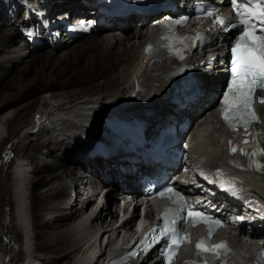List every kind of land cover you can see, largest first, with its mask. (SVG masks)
Wrapping results in <instances>:
<instances>
[{"label":"bare ground","instance_id":"obj_1","mask_svg":"<svg viewBox=\"0 0 264 264\" xmlns=\"http://www.w3.org/2000/svg\"><path fill=\"white\" fill-rule=\"evenodd\" d=\"M13 1L7 5L0 0L3 5L5 4L0 17L3 14L7 18L6 22H3L4 18L0 20V23L3 24L8 42L11 43L21 34L18 20H14L12 14H16L19 9L23 8L24 18L28 8V3L25 5L21 0ZM63 1L69 2V0H62L58 4L64 3ZM123 1L144 2L145 0ZM95 2L96 0H72L70 4L74 5H65L67 6L66 11V8L58 6L56 1L37 0L30 8L33 10L32 19H24L20 25L30 26L33 19L40 21L43 17L54 16V14L65 17V12L68 11H84L83 15H79L77 18H85L86 14H91L95 10L94 7L89 6ZM60 9L61 13L59 12ZM89 18H93V16ZM106 20L109 24L106 28L98 29L88 35H91L92 38L101 33L103 29L108 31L101 37V40L96 39L94 42L86 43L85 48H88V51H97V53L85 61L89 68L85 67V70L82 69V71L88 70L91 79H100V86L112 84L114 77L117 79L115 85H119L124 89H131V87L137 85L138 96L131 98L130 102L136 106L129 107V100L122 97L118 98L119 100H111L110 103H107L110 106L106 108L93 111L94 101L99 102L96 97L101 98L103 95H108L107 93L111 92L109 89L107 93L105 91V93L93 97H74L56 91L51 93L48 91L40 97L38 108L30 118L18 125L17 135H15V140L19 143L20 148L26 149L32 143L36 149H39L40 146L44 147L45 152L40 154V166L31 169L28 160L26 161L24 156H19L14 161L10 171V183L0 184V190L9 192L12 200V207L6 205L7 207H3L4 210L0 208V264H16V260L21 261L22 255H24V259L19 264H59L63 261H65L63 264H100L99 260L102 257L105 258L107 248L110 249V254L116 253L130 243L136 234L138 221L134 220L133 213L126 219L124 228L120 230L114 228L117 221L114 220L116 216L112 215L109 219L107 212H104L102 208H98L96 212L92 213L90 207L79 208V200H72L73 196L84 194L81 185L75 184L79 179L77 177L79 165L89 166L99 176H103L112 182L119 179L115 172V166H113L114 162L102 163L98 159H82L85 156L83 155L84 148L80 138L85 134L90 135L89 132L94 129V133L97 132V129H99L98 134L104 133L105 128L101 117L104 110L106 113L110 112L109 116L118 118L122 116L137 117L145 119L150 127H155L158 124L161 126L169 114L174 113L173 106H169L172 105L170 93L173 89V83L178 81L177 64L175 61L165 58L164 53H159L156 56L157 59H154L152 63L143 55L144 46L148 40L152 39L154 30L146 23L150 20L148 16H143V18L107 16ZM134 23L136 25L135 29H133ZM4 26L9 27L5 28ZM223 36L226 41L230 35L224 34ZM42 40L44 41L43 45L38 47H33L29 43L27 46H18L17 43L11 45L8 49L10 51L9 55L0 57V67L4 69V66L8 64L17 66L21 64V61L26 63V58L29 56L28 52L44 48V45L49 46L46 49L50 53L49 55L57 57L59 56V50L65 48L69 50L76 46L74 44L80 42V40L71 42L70 38L64 36L61 43L53 47L48 45V39L43 38ZM116 44L119 45L115 46ZM218 50H221V48ZM193 55L191 59L193 64L204 58V56L201 57V53L198 51L194 52ZM121 59H124V63L121 62ZM118 60L119 62H116ZM193 70L204 82L203 88L205 91L198 101L190 108L185 109V113L197 119L199 116L196 115L199 111H206L200 116L202 121L194 124L191 130L193 131L192 139L195 141L190 161L195 167L196 174L202 177L206 173H210L209 181L212 180V176L214 177L217 174L219 180L226 184L231 194L234 192L235 194H242L244 200L258 198L264 204V170H260L252 163L255 160L259 164H264V154L256 155L250 162H245L243 160L244 155L241 153L231 156L236 163L228 157V142L235 136V132H230L224 125L218 124V114L215 106L207 107L213 101L219 84L223 83V77L222 75L210 73L204 74L202 68L195 64ZM11 73V70H6L3 75L1 74L0 88L9 84L11 79L8 75ZM3 79L6 80L2 82ZM76 80L78 83L83 82L78 76ZM76 80H73V82ZM15 100H10L0 106V112H3L0 115V153L6 148L11 123L17 116L23 115L21 114L22 110L29 106L28 104L23 108L5 111L9 105L14 104ZM261 116L263 120L262 138L264 140V106L261 107ZM79 119H83V121H79V126L82 123V127L78 129L77 134L72 138L71 154L73 156L70 157L66 155L65 147ZM55 151L57 157L59 156L60 159H65L67 162L53 160L51 157L54 156L52 153ZM30 158L33 160L34 156ZM98 165L99 167H97ZM199 175H197V178L202 182ZM86 176H89V173H86ZM122 177L129 181V187L134 189L132 178L128 175ZM37 182L45 184L47 187L41 196L46 202L58 201L57 199L64 196V199L60 202L47 207L48 214L43 215L41 221H38L37 212L33 208L36 195L32 193V189ZM73 189L80 192H73ZM95 203L96 201L92 204ZM148 207V217L155 219L159 211H155L152 205H148ZM4 211L9 212V214L4 216ZM6 217L11 220L10 223L5 221ZM257 226L258 228L256 227L255 231L262 228L260 220H257ZM40 228L44 231L40 232ZM224 232L226 230L222 229L219 234H224ZM43 234H46V237ZM104 235L109 237L106 248H103V243L100 241V237ZM259 238L255 235L252 243L242 245L240 235L234 232L231 241L238 247V253L230 261V264H243L246 256H250L256 251ZM190 249L192 247L183 248L182 254L188 256ZM46 250L48 255L39 254V251L45 252ZM42 260L43 262H41ZM132 264H147V262L145 259H141Z\"/></svg>","mask_w":264,"mask_h":264},{"label":"rangeland","instance_id":"obj_2","mask_svg":"<svg viewBox=\"0 0 264 264\" xmlns=\"http://www.w3.org/2000/svg\"><path fill=\"white\" fill-rule=\"evenodd\" d=\"M2 1L8 5V4L12 3L13 0H11V1L2 0ZM21 1H23L25 5L28 3V6H33L34 1L37 2V0H29V1L28 0H21ZM52 1L53 2L56 1L58 6H62V7L64 6L66 8V11H67V6H65V5H69V6L74 5V4H70L72 2V0H69V2H67V3L63 1L64 3H59V4H58V2H61L62 0H52ZM3 2L2 3L0 2V13H2V8L5 7V4L3 5ZM46 2H45V4H46ZM13 3H14V1H13ZM23 10L24 9L21 8L16 12V14H12V17L14 16L13 17L14 20L17 19L18 23L22 22L25 19V17L23 18V15H24ZM59 12L60 13L62 12L61 9ZM0 18H1L0 20H2L5 17L2 14V16ZM6 19L7 18H5L3 22H6ZM135 26L136 25L134 23L133 29L136 28ZM4 27L7 28L9 26H4ZM106 32H108V31L107 30L102 31L101 33H99L98 35L96 34V36H94L92 38L90 37L91 36L90 35L87 38L81 39L80 42L77 43L78 45L74 44L77 47L73 46L69 50H67V48L59 50L58 51L59 56H57V57H52L51 55H49L50 53L48 51H46V49H48L49 46L44 45L43 46L44 48H40L39 50L30 51V52L26 51L29 53L28 54L29 56L26 58V60H27L26 63H22V61H21V64L17 65V66H13V65L8 64V65L4 66V69H3V67H0V78L5 73L6 70L7 71L11 70V72H12L11 74L8 75V77L11 79L9 81V84L6 87L0 88V106L3 103L8 102V101L13 100V99L14 100L16 99L14 101V104L13 105L11 104V106L9 105L7 109L5 108L6 109V110L4 109L5 111H8L10 109H19L21 107L23 108L29 104L28 107H25L22 110L21 114H23V115H20L19 117L17 116L13 120V122L11 123V128L9 130L10 136L7 139L6 148L4 147L5 150L3 152L1 151V153H0V184L4 185V183H6V184L10 183V171L12 169V165L14 164V161L19 156H24L26 158V161L28 160L27 162H28V165H30L29 167L31 169H35V168L40 166V164H39L41 162L40 154L45 152L44 147L40 146L39 149H36L32 143L26 149L20 148L19 143H17L15 140V137H16L15 135H17L18 125L33 115L35 110L38 108L40 97L43 94H46V92H48V91H50V93L53 91H56L59 93L63 92V94L71 95L74 97L75 96L76 97H82L83 96L82 98H84L87 96H90V97H93L96 95L98 96L101 93H105V91L107 93V90L109 89V90H111V92H108L107 93L108 95H103L101 98L96 97V100H99V102L94 101V105L92 108L93 111H95V109L101 110L102 108H106L107 106H110L107 103H110L111 100L112 101L113 100H119L122 97L129 100V107L136 106V105H134V103H130V102H131V98H136L138 96V93H137L138 91H137V87H136L137 85L134 87H131V89H128V88L124 89L122 87H119V85H115L117 83V79L114 77L112 84L107 85V86L106 85L100 86L99 85V84H101L100 79H95V78L91 79V77L89 76L88 70L82 71V69L85 70V67H87V69L89 68V66L87 65V63L85 61L87 59H89L90 56H93L94 54L97 53V51L96 52L95 51H93V52L88 51V48H85L87 46L86 43L94 42V41H96V39L98 41L101 40V37H103V35H105ZM20 36L22 37V35H20ZM3 39H5V40L3 41ZM14 39H15V37L13 38V40ZM10 43L11 42H8V40L6 38V33H5V29L3 28V24L0 23V45H1L0 46V57L1 56L4 57V55H6V56L9 55L10 51H8V49L11 47V45H13V43H11V44ZM117 45H119V44H116L115 46H117ZM1 48H3V49H1ZM68 54H70L72 57ZM65 57H67V58H65ZM123 61H124V59H121L122 63H124ZM116 62H119V60ZM8 66H11V67H8ZM87 72H88V75H87ZM77 76L80 77V79L83 82L78 83L76 80ZM5 80L6 79H3L2 82H4ZM73 80H76V81L73 82ZM93 83H96V84H93ZM91 86H93V87H91ZM132 92H135V93H132ZM95 104H97V105L95 106ZM1 111H3V110H1ZM2 113L3 112H0V115ZM104 114H106L105 110L103 111V114L101 115V117H103ZM79 121H83V119L78 120L77 125L74 128L75 130L73 131L72 135L69 137V141L65 147V153L67 156H70V157L73 156V154H71L72 147H73L72 138L75 134H77L78 129H80L82 127V123L79 126ZM97 132H99V129H97ZM43 139H44V137H43ZM52 154L54 155L51 157L53 160L64 162V163L67 162V160L60 159L59 156L57 157L56 151L53 152ZM31 156H34L33 160L30 158ZM69 163L72 164L70 161H69ZM30 173L33 174L32 171H30ZM35 175H37V174H35ZM45 189H47L46 185L40 184V182H37L35 184V187L33 186V189H32V191H33L32 193L33 194L35 193V195H36L35 196L36 200L33 201V208L37 212L38 221L42 220L43 215L45 216L46 214H48L47 207H51V206H53L54 203L60 202V200L64 199V196H62L61 198L57 199L58 201L53 200L50 202H46L41 197L43 194L42 192ZM0 192H1L0 193V208H3L4 206L5 207H7V206L12 207V200H11L10 193L6 192L5 190H0ZM75 192L78 193L80 191H78L76 189ZM42 199H43V201H42ZM4 209L5 208H3V210ZM1 211H2V209H1ZM8 214H9V212L4 211V216H7ZM5 221H7L8 223L11 222V220H9L8 217H6ZM43 231H44V229L40 228V232H43ZM43 236L46 237V234H43ZM47 252H48L47 250L45 252L39 251V254L40 255H48ZM37 253H38V251H37ZM23 259H24V255H22L21 261L16 260L17 261L16 264L21 263L23 261ZM41 262H43V260ZM64 262L65 261H63L59 264H63Z\"/></svg>","mask_w":264,"mask_h":264},{"label":"snow or ice","instance_id":"obj_3","mask_svg":"<svg viewBox=\"0 0 264 264\" xmlns=\"http://www.w3.org/2000/svg\"><path fill=\"white\" fill-rule=\"evenodd\" d=\"M231 2L240 17L239 23L243 25V31L237 42L231 47V79L223 97L222 119L234 129L237 124H241L247 130L253 121H259V117L253 108L254 100L259 99L261 103H264V96H258V92H264V0H242L239 4H237V0H231ZM209 15H212V13H209ZM186 20L187 17H181L172 21V23L182 24ZM217 23L224 25L227 22L224 19H218ZM177 39L184 38L178 37ZM253 135H258V133H253ZM245 143H248V141L246 140ZM231 151L235 154L237 147L233 146ZM260 153L264 154V149H261ZM241 154L255 157L258 153H245L241 150ZM252 163L260 170H264V164H259L255 160ZM165 194H168L169 199L176 205L175 209L167 207L162 217L166 222L163 235L170 238V243L165 252L174 254L181 242H190V237L184 235L176 227L178 223L176 216L186 211V206L183 196L177 193L175 189L166 188L160 193V196L163 197ZM169 213L173 214L171 219ZM187 216L194 217V225L200 222L220 225V221H214L198 211H188ZM181 218L186 219V216ZM237 219H243V217H237ZM211 234L212 228L210 227L209 237H202L196 245V255L205 256L204 264H212L214 259L219 258L221 255L226 256L230 252L227 241H222L216 245L211 244ZM169 264H171V259ZM187 264H195V262L191 261Z\"/></svg>","mask_w":264,"mask_h":264},{"label":"water","instance_id":"obj_4","mask_svg":"<svg viewBox=\"0 0 264 264\" xmlns=\"http://www.w3.org/2000/svg\"><path fill=\"white\" fill-rule=\"evenodd\" d=\"M86 37V34H82L81 38H85Z\"/></svg>","mask_w":264,"mask_h":264}]
</instances>
